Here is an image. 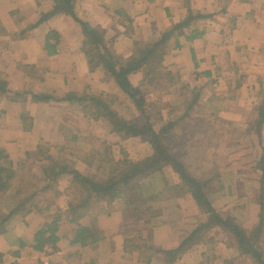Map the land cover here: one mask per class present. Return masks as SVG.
<instances>
[{"label": "trees", "instance_id": "1", "mask_svg": "<svg viewBox=\"0 0 264 264\" xmlns=\"http://www.w3.org/2000/svg\"><path fill=\"white\" fill-rule=\"evenodd\" d=\"M50 1L51 10L41 13L35 23L10 34L12 39H26L29 31L55 16L69 18L79 28L82 37L81 49L86 57L89 72L100 69L103 74L101 83L107 84L110 89H118L119 94H123L122 99H127L131 103L137 115L126 118L115 109L114 104H110L108 94L102 91L97 93L91 91L92 94H89L86 92L87 89L83 92L69 91L62 97L52 96L50 93H18L9 89L7 83L0 79V98L4 96L12 103H20L30 96L36 103H66L72 105L74 109L81 108L85 117L95 121L99 119L106 121L120 140L139 138L150 146L152 154L151 157L136 164L126 160L109 159L104 155L96 160L102 166L100 174L89 175L78 171L72 162L63 157L65 150L53 153L48 145L40 144L34 150L25 151L23 158L14 163L0 143V235L7 232L14 219L33 212L36 215L46 214L50 219L34 234L31 244L34 251L44 252L49 249L52 253H58V245L63 239L71 246L94 247L104 237L98 224V216L110 215L118 201L122 203L124 209L127 208L130 202L127 200V193L135 188L140 190L137 184L135 187V182L140 178H148L168 166L177 176L178 182L173 186L166 184V187L175 193L174 197L190 196L202 217L198 224L185 234L175 249L162 250L136 239L134 248L138 260L147 264L153 259L164 264H176L186 252L204 246L206 250L201 256L207 259L209 254L210 259L206 261L210 263L217 259L215 253L212 254L217 243L215 235L222 233L229 240L226 249L233 245L237 246V251L247 257L251 264H264V145L261 138L264 108L259 111V118L254 121L252 128L258 145L262 148L254 169V172L260 174V209L256 225L246 233H243L230 217L217 212L213 207L211 196L223 189L217 181L218 177L204 179L196 176L192 167L178 161L171 148L172 143L181 139V134H177L181 129L191 127V133H196L192 123L195 119L194 114L200 107L199 98L204 87H191L189 83L182 81L180 75L170 72L163 65V61L170 49V41L175 39L174 49L180 48L177 38L183 36L185 30H189L204 17L188 9L184 20L171 24L157 37H152L146 42L133 41L131 53L125 57L115 53L111 43L105 39L103 29L91 26L75 14L77 0ZM5 33L0 21V34ZM199 35L191 31L188 40L193 41ZM60 43V34L50 30L44 36L43 49L48 55H54ZM36 71V68L28 66L25 73L30 76ZM134 73L141 74L137 85H132L129 80V76ZM204 75L209 77L210 74L205 72ZM195 76L197 77V74ZM172 87L178 88L180 96L178 97L177 92L172 89L170 95L174 98L171 97L169 103L164 104L163 99L168 96L166 91ZM149 94L156 95L155 99L148 101L146 97ZM211 97L217 98L213 92ZM173 103L180 104V107L171 106ZM18 120L26 129L27 118L22 116V113L19 114ZM207 130L203 129L201 135ZM69 141L76 143L77 136H71ZM36 169L39 175L32 176L30 173ZM19 172H28L26 178H18ZM63 181L69 185L60 190L59 184ZM61 198L65 201L63 208L57 205ZM144 211L152 220L153 226L172 224L176 230H180L178 223L182 218L175 207L165 209L147 207ZM62 221L73 225V231L67 228L61 230ZM68 231L70 233H67ZM213 231H216V234ZM23 246L24 244L19 241V248ZM13 255H18V251ZM6 257L0 254V263ZM66 259L69 262V258ZM232 259H223L221 264H232Z\"/></svg>", "mask_w": 264, "mask_h": 264}, {"label": "crops", "instance_id": "2", "mask_svg": "<svg viewBox=\"0 0 264 264\" xmlns=\"http://www.w3.org/2000/svg\"><path fill=\"white\" fill-rule=\"evenodd\" d=\"M92 2L94 0H78L75 14L91 26L103 29L105 39L115 53L125 57L131 53V42L142 37H157L171 24L184 20L188 9L203 16V20L177 38L180 48L174 49L175 39L170 41L163 65L173 74L180 75L182 81L191 87L203 85L204 73H209L211 91L216 92V100L222 98L216 88L226 87L228 95L225 100L232 103L264 102V0H95L98 14L88 12L89 6L86 10V5ZM51 8L50 0H0V21L6 32L0 34V79L9 89L18 93H50L62 97L69 91L88 89L90 77L99 74L100 69L89 72L82 44L80 47L69 45L66 50L60 48L65 40L71 41L70 37L67 39L70 34L66 27L70 25L71 31L78 30L65 16H55L42 23L29 31L24 40L12 39L10 34L35 23L41 13ZM50 30L61 36L54 55H48L43 49L44 36ZM191 31L200 34L193 41L188 40ZM28 66L37 71L26 75ZM184 76L187 80H183ZM257 88L258 93L254 96ZM68 108L73 107L66 103H36L30 96L20 103H12L2 96L0 136L19 135L22 144L16 146L17 149L22 152L34 150L40 139H44L43 135L51 133L52 126L62 123ZM20 113L27 118L26 129L18 120ZM261 138L264 145V118ZM5 149L10 152L12 148ZM166 174L165 180H177L173 173ZM158 177V173H154L145 180L146 192L150 191L148 184L151 182L159 187ZM139 187L144 190L142 184ZM130 204L124 209L122 203L117 202L112 213L108 217L104 215L106 218L99 221L104 237L94 247L71 246L63 239L58 245V253L49 249L36 252L31 248L34 234L46 222L44 217L33 212L18 217L11 222L7 232L0 235V254L7 256L0 264H147L137 258L136 239L166 251L179 245L185 233L178 234L172 224L153 226L149 217L142 215L138 208H130ZM58 205L63 208L64 200ZM119 205L121 207L115 210ZM68 227L73 231V225L65 221L60 223L61 230ZM19 241L24 244L21 249ZM16 251L18 255H13ZM189 252L176 264L187 262ZM159 263L163 262L153 259L149 264Z\"/></svg>", "mask_w": 264, "mask_h": 264}, {"label": "rangeland", "instance_id": "3", "mask_svg": "<svg viewBox=\"0 0 264 264\" xmlns=\"http://www.w3.org/2000/svg\"><path fill=\"white\" fill-rule=\"evenodd\" d=\"M88 6L90 9L88 12L98 14V3L95 2V0L91 4L86 5V10H88ZM66 28L69 30L70 34L67 39L70 37L71 41L65 40L60 48L66 50L70 48L69 45L80 47L82 41L78 26L76 27L78 29L77 31H71L72 27L70 25ZM77 32H79L78 35ZM148 40H150V38L146 39L142 37L138 39V41L142 42ZM131 43L129 46L130 49ZM180 61L182 60L180 59ZM102 78L103 74L101 70L99 74H93L92 77H90L91 80L89 79L91 86L88 87L86 92L89 94L91 91L95 93L98 91L105 92L109 95L108 100L110 104H114L115 109L122 113L123 116L126 118L135 117L137 113L131 103L127 99H122L124 98L123 94H119L120 91L118 89H110L107 84L101 83ZM140 79L141 74L139 73H134L129 76L132 85H137ZM185 79L187 80L186 76H184L183 80ZM191 79L192 78L188 80ZM202 79L201 84L203 85H195L196 87H204L199 98L200 107L195 112V119L192 123V127L196 128V133H191V127L183 128L177 132V134H181V139L174 144L172 143V145L170 142L169 144L178 161L186 166L192 167L196 176L204 179L207 177H218L217 181L220 182L223 189L217 193L214 192L210 199L211 203L217 212L230 217L239 229L243 233H246L252 230L256 225L257 215L260 209V174L256 171L254 172V169L258 160L259 151H262V148L258 145L252 128H254V121L258 119L259 111L264 108V102L256 104L243 102L232 103L229 100H225L228 95L226 87L216 88V90H219L218 94L222 93V98L219 100H216L217 98L212 99L211 89H213V87L210 84V79L208 77ZM172 89L177 92L176 95L178 97L180 96V91L177 87L169 88L166 91L168 96L163 99L165 100L163 101L164 104L169 103V100L173 97L170 95ZM257 90L258 88L256 92H253L254 96L258 93ZM243 92L245 95V91ZM213 93L216 94V92ZM235 93H237L236 90ZM155 97L156 95L149 94L146 99L152 101ZM171 106L180 107V104L177 105L173 103ZM203 115L206 117H202ZM229 117L230 119L227 120ZM61 122V124L52 126L51 133L47 132L44 134V139H40L38 145H48L47 147H50L53 153H60L65 150L66 153L63 157L68 162H72L78 171L85 174L99 175L102 166L98 164L96 160L104 155H107L109 159L112 158L118 161L126 160L132 164H136L151 157L150 154H152V149L148 144L143 143L139 138H128L124 141L120 140L111 131L106 121L103 119L95 121L85 117L84 111H82L81 108H68ZM203 129L208 130L205 134L203 133L201 135ZM71 136H77L76 143L73 144L69 141ZM0 139L3 140L1 142L4 144L5 148H12L10 152L5 149L9 158H11L14 163L19 162L23 158L24 153L16 147L22 144L21 136L13 134L10 136L3 135L0 136ZM12 143L13 146L10 147L9 145ZM27 173L19 172L18 178H26L25 175ZM166 173L171 174L173 171L168 166L158 171V176L161 177H158L159 187L154 185V182L149 183L150 193L145 191L147 190L145 189V180L147 178L138 179L135 182V187L136 184L138 186L142 184L144 190L135 188L127 193L128 199L131 200L130 208H138L142 215L148 217L144 211L147 207H153V209L175 207L182 218L178 223V227L180 228L178 234L181 233V235H184V233H188L198 224L202 216L199 214V210L190 196L174 197L175 193L169 191L166 184L168 186H173L178 182V179L175 180V182L170 179H167V181L165 180L167 176ZM30 174L32 176H38L39 171L36 169ZM68 185L66 181H63L59 184V188L63 190L67 188ZM213 186L215 187V185ZM233 191L234 193H232ZM63 200L64 198L59 199L57 205L59 203L63 204ZM4 206H7V204H4ZM120 207L121 205L116 206L115 210ZM104 215L101 214L98 216V224L99 221L108 217ZM37 216H44L46 221L50 220L46 214ZM67 229L69 230V227ZM67 233H70V231ZM213 233L216 234V231H213ZM215 237H217V243L213 247L214 251L212 254L215 253L217 259L212 260L210 263L207 262L206 260L210 259V255L207 253V259L202 257L201 254L206 248L204 246H199L189 252L188 260L183 264H200L203 261L205 262L201 264H221L223 259L227 260L232 258V264H251L247 257L242 256L237 251V246L233 245L231 248L226 249L225 246L229 240H227L224 234H216ZM233 244L236 245L235 242H233Z\"/></svg>", "mask_w": 264, "mask_h": 264}]
</instances>
